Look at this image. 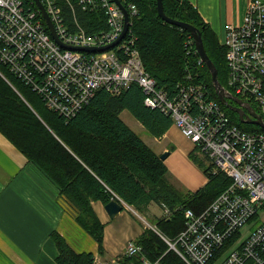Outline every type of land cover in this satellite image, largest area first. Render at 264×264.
<instances>
[{
  "label": "built area",
  "instance_id": "2783aa9c",
  "mask_svg": "<svg viewBox=\"0 0 264 264\" xmlns=\"http://www.w3.org/2000/svg\"><path fill=\"white\" fill-rule=\"evenodd\" d=\"M40 1L65 44L106 45L124 27V14L115 0ZM120 1L129 16L125 35L113 47L85 51L58 44L34 0L35 8L23 0H0V64L64 118L74 116L99 89L116 95L131 83L140 85L144 104L169 115L197 152L210 157L215 164L212 171L230 179L201 211L184 210L185 225L174 237L152 229L187 264H264V130L240 127L219 101L205 98L202 83H182L173 95L157 87L143 67L130 30L137 8ZM73 3L97 14L99 27L89 30L75 14ZM64 5L73 11L71 18L63 13ZM219 43L227 65L224 87L250 104L264 121V0H249L241 23L226 24ZM0 77L15 88L1 69ZM254 219L257 224L243 232ZM124 253L139 256V264H160L159 258H147L134 240L127 242ZM112 263L93 259V264Z\"/></svg>",
  "mask_w": 264,
  "mask_h": 264
},
{
  "label": "trees",
  "instance_id": "16d2710c",
  "mask_svg": "<svg viewBox=\"0 0 264 264\" xmlns=\"http://www.w3.org/2000/svg\"><path fill=\"white\" fill-rule=\"evenodd\" d=\"M23 1L35 8L32 0ZM123 2L137 8L131 17L130 30L136 38L143 67L156 86L173 95L184 82L202 83L205 98L219 101L210 70L204 62H199L192 34L164 21L158 14L157 0ZM163 7L169 17L199 29L206 53L216 67L218 81L226 86L225 49L196 7L189 0H163ZM62 8L71 18L69 7ZM74 12L81 22L88 23L89 30L99 27L94 12H84L77 5ZM0 69L17 89L0 77V132L55 184L76 211V221L96 240L99 252L103 250L104 224L93 210L92 201L105 204L111 199H121L140 213L155 202L167 209L169 215L155 217L152 223L165 236L174 237L185 225L186 208L201 211L230 183L223 173H214L212 163L194 149L190 157L202 168L207 182L195 191H184L168 180L164 161L120 117V112L127 109L155 136H161L172 123L169 115L144 104L143 89L135 82L116 95L105 89L97 90L74 116L64 118L48 109L42 98L10 75L4 65L0 64ZM221 105L243 129L264 130L241 121L235 111ZM51 237L58 250L57 264H93L92 252L75 251L55 231ZM134 241L150 260L159 258L160 264H187L168 249L151 227L146 226ZM119 260L122 264L140 262L139 256L125 253Z\"/></svg>",
  "mask_w": 264,
  "mask_h": 264
},
{
  "label": "crops",
  "instance_id": "0c3cea01",
  "mask_svg": "<svg viewBox=\"0 0 264 264\" xmlns=\"http://www.w3.org/2000/svg\"><path fill=\"white\" fill-rule=\"evenodd\" d=\"M189 1L219 39L226 24L241 23L249 0ZM137 126L143 132L139 136L158 155L168 153L163 161L172 184L195 191L207 182L190 157L193 142L173 122L161 136L150 134L141 122ZM92 208L104 224L102 252L55 184L0 132V264H57L54 231L77 252H92L100 261L122 264L119 259L127 242L135 240L146 225L134 209L123 207L110 218L101 201H92Z\"/></svg>",
  "mask_w": 264,
  "mask_h": 264
},
{
  "label": "water",
  "instance_id": "95a60500",
  "mask_svg": "<svg viewBox=\"0 0 264 264\" xmlns=\"http://www.w3.org/2000/svg\"><path fill=\"white\" fill-rule=\"evenodd\" d=\"M34 2L37 5V7L40 9L41 15L45 20L46 26L48 27L52 38L58 44H60L63 47H66V48L85 50V51H96V50H103V49H106L109 47H113L125 35V33L128 29V26H129V24H128L129 16H128V12H127L125 6L122 4V2L120 0H115V2L120 6V8L124 14L123 30L115 41H113L109 44H106V45H102V46H86V47L65 44L55 33L52 21L48 15L43 3L40 0H34ZM156 4H157L158 14L160 15V17L164 21L171 23V24H174V25H177V26H180L184 29H187L192 34V36L194 38V42H195V47L198 51V54H199L200 58L202 59V61L205 63V65L210 70L211 82L214 86V89L216 91V94H217L219 101L223 105H225L227 108L235 111L238 114L241 121L246 122V123L256 124V125H259L260 127L264 128V121L262 120L261 115L259 113H257L256 111H254L250 104H245L240 98L233 95L230 91H228L224 87V85H222L218 81L216 67L206 53V50H205L199 29L191 23L169 17L164 11L163 0H157ZM229 99H232L236 104L230 103ZM245 109L248 112H246ZM167 154L168 153L166 151H164L163 153H161L159 155V157L162 160H164ZM104 207H105L106 212L108 213L109 217L114 218L118 214V212L123 209V204L120 203L119 201H117L116 199H111L107 203L104 204Z\"/></svg>",
  "mask_w": 264,
  "mask_h": 264
},
{
  "label": "rangeland",
  "instance_id": "374dc122",
  "mask_svg": "<svg viewBox=\"0 0 264 264\" xmlns=\"http://www.w3.org/2000/svg\"><path fill=\"white\" fill-rule=\"evenodd\" d=\"M121 118L138 134L142 135V128H139L137 126V123H140L127 109H124L121 114H120ZM197 151V150H196ZM163 153V152H162ZM201 158H203L204 156L199 155ZM205 158V157H204ZM206 159V158H205ZM206 161H208L206 159ZM209 162V161H208ZM128 209H134V213L139 217V219L141 220L142 223H144L145 225L147 224H151V225H155L154 222V218L161 216L164 214L163 208H161L157 203L152 202L148 209L143 212L140 213L138 212L134 207L131 206V208ZM258 222V219H254L252 221H249L244 227H243V232L249 231L251 230Z\"/></svg>",
  "mask_w": 264,
  "mask_h": 264
},
{
  "label": "bare ground",
  "instance_id": "6f19581e",
  "mask_svg": "<svg viewBox=\"0 0 264 264\" xmlns=\"http://www.w3.org/2000/svg\"><path fill=\"white\" fill-rule=\"evenodd\" d=\"M68 6V5H67ZM69 7V6H68ZM73 8L74 10L76 9V3H73ZM69 9L71 10V8L69 7ZM72 11V10H71ZM73 12V11H72ZM186 83V82H184ZM199 155L204 156L209 162L212 163V169L215 168V164L211 161L210 157L205 153V152H200Z\"/></svg>",
  "mask_w": 264,
  "mask_h": 264
},
{
  "label": "flooded vegetation",
  "instance_id": "af4514ba",
  "mask_svg": "<svg viewBox=\"0 0 264 264\" xmlns=\"http://www.w3.org/2000/svg\"><path fill=\"white\" fill-rule=\"evenodd\" d=\"M229 102L232 104H236L233 100L229 99Z\"/></svg>",
  "mask_w": 264,
  "mask_h": 264
}]
</instances>
